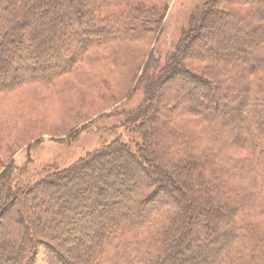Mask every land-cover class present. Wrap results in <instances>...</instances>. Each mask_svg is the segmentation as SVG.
<instances>
[{"label":"trees","instance_id":"obj_1","mask_svg":"<svg viewBox=\"0 0 264 264\" xmlns=\"http://www.w3.org/2000/svg\"><path fill=\"white\" fill-rule=\"evenodd\" d=\"M159 1H166L165 6ZM168 2L90 0L91 9H78L89 24L81 21L85 28L73 31L77 16L72 0H0V218L13 212L23 227L17 242L0 234V264H163L179 245L177 229L182 233L190 224L206 228L210 240L225 239L213 250L182 239L180 245L198 252L189 258L173 255L176 264H197L198 257L204 258L201 250L214 255L213 264H264V0H209L162 65L153 54L145 64L130 59V78L145 84L143 103L122 111V122L133 125L132 133L141 137L135 147L117 139L32 184L12 183L16 151L47 136L72 141L90 124L85 119L94 107L119 98L103 77L88 89L76 86L82 80L78 70L92 55L104 59L96 64L119 67L127 47L158 30ZM37 15L48 19L46 30L23 31ZM205 30L207 41L231 54L243 43L254 45L256 52L233 61L229 53L201 54L199 48L192 55L196 64L189 65L186 54ZM30 36L46 37L44 47L52 54L22 50ZM74 39L80 47L76 51ZM223 73L229 81L219 77ZM236 82L244 94L233 91ZM170 89L175 91L168 93ZM22 91L27 94L20 104L3 105L4 98H18ZM178 91L181 99L185 94L183 103L175 99ZM166 94L167 121L156 124L158 97ZM78 118H84L82 123L69 127ZM150 123L157 126L153 132ZM162 176L174 185L169 187ZM149 184L152 189L145 188ZM140 188L145 192L138 209L126 198L113 209L120 194ZM48 196L58 203L52 205ZM214 197V206L209 202L202 208L204 217L193 210L195 202L205 204ZM169 201L179 202L181 210ZM128 207L133 213L124 212ZM111 211L124 213L112 218ZM72 242L90 246L83 262L72 255Z\"/></svg>","mask_w":264,"mask_h":264},{"label":"rangeland","instance_id":"obj_2","mask_svg":"<svg viewBox=\"0 0 264 264\" xmlns=\"http://www.w3.org/2000/svg\"><path fill=\"white\" fill-rule=\"evenodd\" d=\"M66 1H71V0H66ZM168 1L169 2L167 4L168 5L167 8L163 10L161 14L162 19L158 24V30H156L155 33L152 32L148 33L145 38H143L140 41L134 42L129 47H127L128 49L125 50V55H126L125 61L122 59V63L119 67H116L110 62H109L110 64L106 66L102 65L101 63L96 64L97 60L98 61L104 60L101 59L100 57H97L96 55H92L87 63L86 62L83 63L82 67L78 70L79 72L77 74V79L82 78V80L81 82H76L75 84L76 86H78L79 88L82 87L83 90L84 87L85 89H88L91 87L90 86L91 84L96 85V81L99 82L98 79L100 77H103L105 80H108L113 83L114 90L116 91V94L119 96V98L116 99L114 98V96L110 97L107 103L102 104L98 107L100 111H98L99 109L97 110L94 109L95 108L94 107L89 112L90 113L89 117L85 119L90 124H87V128L83 129V131H80L78 133V136L75 139H72V141L68 140L67 138L63 140H57V139L54 140L50 136L49 137L47 136L46 139L39 144H36L29 148L24 147L16 151V153L14 154L15 170L12 178L13 179L12 183L14 185L17 183L32 184L42 176H45L47 173L66 168L71 164H73L78 159H80L81 157L88 154V152H90L91 150L112 143L117 139H122L123 141L130 143L133 147L136 146L135 141H139L141 137L136 133H132L131 128L133 127V125L129 124L128 126H126L122 122L124 118L122 111L133 110L137 106L143 103V100L145 98V93H144L145 84L142 83V81L138 82L134 80L135 76L134 78L133 76L132 78H130L131 75L128 73V68H127L131 64L130 59L136 57L138 60L143 61V63L145 64L150 54H153V58L162 65L166 60L167 56L170 55L171 52L175 50L184 32L189 29L193 15L201 11L205 7L207 2H209V0H168ZM165 2L159 1L157 4H159V6L162 8V6H165L164 4ZM84 5L88 6V8L90 9L92 8L90 5V0H72V14L78 17V18L76 17V19L73 20L74 21L72 25L73 31H77V30L81 31L83 30L82 28H85L83 24L82 25L80 24L81 21H85L84 23L87 22L89 24V19L87 17L81 19V17L78 16L79 7H82ZM39 10L40 9L37 8L36 12H39ZM58 10L59 13H63V10L60 9ZM24 21L27 20L22 19V21L20 22L23 23ZM48 24H49L48 19H44L42 17L40 18V16L37 15L36 21H31V22L28 21V23L25 24L26 26L23 29V31L34 32L38 29H41V31L42 29L46 30L44 28L45 27L47 28ZM258 24L259 23L256 22V25ZM69 32L70 31H64V32L62 31L61 33H63V35H69L70 34ZM193 36L190 39H192ZM207 36H208V32L205 30L197 37L195 41L193 40V44L191 45L192 49L189 50L186 54V60H187L186 62H188L189 65L196 64L195 63L196 60L192 57V55L196 54L199 48L201 50L200 52L201 54H206L207 52L214 50L220 51L223 55H226L228 53L231 54L230 52H228L227 47H223V45L217 46L216 43L210 40L207 41L206 40ZM75 42H76L75 39L72 40V48L75 49L76 51L80 47L78 46L77 42L76 43ZM21 44H22L21 47L22 50H25L27 52L29 50L35 52L37 48H39V50L42 53L46 51L48 52L52 51L51 49L49 50V47H44L45 45L47 46L49 44V40L46 37H44L43 40L40 39L39 41L38 39H34L32 38V36H30L29 40H27L26 42L23 41ZM243 45L245 47L241 48L240 50V48H237L238 47L237 46L236 47L237 49H235V53L231 54V59L233 61L238 58L240 59V57L242 56L249 58L255 54L256 48L254 47V45H250V44L245 45L244 43L242 44V46ZM50 54H52V52ZM61 54L63 55V53ZM141 72L142 69L140 70L139 73L142 74ZM229 75L234 76L232 75V73ZM225 76H228V74L225 75L223 73L219 77L221 79H225L226 81H229ZM235 85L236 86L233 91H235L237 94L245 93L241 83L239 84L236 82ZM132 89H133L132 94L129 97H126L128 91ZM170 90L171 91H169L168 93H172L175 91L174 89H170ZM183 90L184 89H182V91ZM26 94H27L26 91H22L19 93L18 98L16 97L14 99H10V96L7 99L4 98L3 105L5 107L8 106L13 108L22 102ZM177 94L178 95H176L177 97L175 99L183 103L184 100L183 98H185V94L181 93L183 97L182 99L180 97L179 91ZM166 96L167 94L165 96L158 97L159 106L155 110V115L158 118V121H155L156 124L160 123L161 121L162 122L167 121L168 113L167 110L163 108L164 107L163 105L166 102V98H167ZM187 97L189 99L190 96L187 95ZM199 97H201V99L204 100L202 95H199ZM243 107L244 106H242V108ZM102 108L104 110H101ZM242 108L239 110H234V116L238 117V115L242 112ZM101 112H105L104 116L99 117L96 120H93ZM83 119L78 118L76 120L70 121L71 123H69V127H76L77 125H80ZM156 124H154V126L152 123L149 124V129L151 130V132H153L154 129L157 128V126H155ZM162 177L165 178V176ZM139 179L140 177H138V179L136 180L140 181ZM166 181L169 183L168 184L169 187L174 185L173 182L168 181L167 178H165V182ZM145 188L152 189L153 185L151 186L149 184ZM145 188H140L139 191L131 192V194L127 192L128 195H126V197H123L126 199H130L129 200L130 205L134 206L133 207L134 210L138 209L137 204L142 198L143 196L142 193L145 192L144 191ZM50 196L46 198H49ZM189 196L188 194L185 193V199H187L188 201L192 200V198H190ZM72 197H74L73 194ZM178 199H180V196H178ZM49 200H52L50 202L54 206L58 203L55 198L50 197ZM169 202L171 204L176 203V201H169ZM202 203L203 202L201 201L195 202L193 206V210L196 211L199 210L201 217H204L205 211H202V208H207V205H209V207L214 206L213 204H216L215 197L209 198L208 202L205 204ZM38 205L41 206V204ZM176 206L178 207V209L182 207V205L179 202L176 203ZM124 212L129 214L130 212L133 213V211L130 210V207L126 208ZM124 212L120 211L119 214L117 213L114 214L111 211L109 216L113 215L112 218H114L116 215H120V214L122 215V213ZM11 214L12 217L10 216V218L6 215L0 218V232H1L0 234H5L4 236H6L7 234L8 236L12 237L11 238L12 241L17 242L20 241L22 238L21 230L23 229V227L22 226L20 227V225L15 221V217H14L15 214H13V212ZM223 219L224 218L222 217L221 220ZM225 223L226 222L221 224V227H223L224 229H225ZM205 230L206 228L202 229L201 226H196V225L194 226L191 224L184 227L182 229V233L179 232L181 231V229L180 230L177 229V231L175 232L174 239L176 242L179 241V245H177L178 243H176V246H173V248L168 252V255L172 254V256L166 259V261L163 264H176L173 255H177V253L181 257L187 256L189 258V256H191L192 254L194 253L196 254L198 252L192 246L184 247L180 245L182 239L186 241H190L192 244L193 242H195L194 240H196L198 243L205 245L210 250L216 249L220 244V242L225 239V237H223L216 241H213L212 239L210 240V238H208L207 235L205 234L206 232ZM89 248H90L89 245H84L80 247L78 250H75L74 251L75 260H77V262L78 261L83 262L86 255L91 250ZM179 250L181 253L177 252ZM201 252L202 253L204 252L203 253L204 256H202L204 258L201 259L202 263L213 264L212 260L214 259V255L212 257V255L208 253L209 251L205 252L201 250Z\"/></svg>","mask_w":264,"mask_h":264},{"label":"bare ground","instance_id":"obj_3","mask_svg":"<svg viewBox=\"0 0 264 264\" xmlns=\"http://www.w3.org/2000/svg\"><path fill=\"white\" fill-rule=\"evenodd\" d=\"M14 58H17V55L15 54L14 56H13V60H14ZM134 189V188H133ZM133 189L131 190V191H133ZM123 197H126V195H124V194H120L119 195V200L121 201H119V204L118 205H115L114 207H113V209H115V208H118V207H120V205H121V203H122V200H123ZM101 229V226L97 229V231H96V233L99 231ZM95 233V234H96ZM83 246V243H75V242H72V245H71V249H72V255L74 254V251L75 250H77V249H79L80 247H82ZM200 260V261H199ZM196 263L197 264H202V261H201V259L198 257V260H196ZM74 264H77L76 262H74Z\"/></svg>","mask_w":264,"mask_h":264}]
</instances>
